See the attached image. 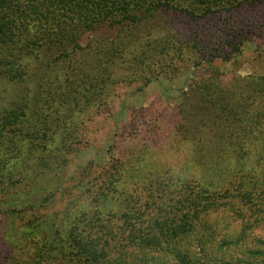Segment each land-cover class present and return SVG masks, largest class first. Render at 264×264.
<instances>
[{
    "label": "rangeland",
    "instance_id": "obj_1",
    "mask_svg": "<svg viewBox=\"0 0 264 264\" xmlns=\"http://www.w3.org/2000/svg\"><path fill=\"white\" fill-rule=\"evenodd\" d=\"M140 22L87 33L75 52L27 60L21 84H0V264H74L73 235L167 219L184 178L204 176L199 142L177 128L195 83L264 78V0ZM167 179L176 192L147 205L150 181Z\"/></svg>",
    "mask_w": 264,
    "mask_h": 264
},
{
    "label": "trees",
    "instance_id": "obj_2",
    "mask_svg": "<svg viewBox=\"0 0 264 264\" xmlns=\"http://www.w3.org/2000/svg\"><path fill=\"white\" fill-rule=\"evenodd\" d=\"M256 1L0 0V84H21L27 60L75 52L87 33L138 27L147 14L183 4L209 9ZM113 57L110 52L108 59ZM184 105L177 128L199 142L194 162L203 170L202 180L184 178L179 196L169 200L167 219L137 220L120 235L91 233L85 242L73 235L77 263L264 264V78L229 85L199 80ZM126 174L120 172L123 182ZM160 188L176 192L168 179L151 180L147 205L157 203Z\"/></svg>",
    "mask_w": 264,
    "mask_h": 264
}]
</instances>
